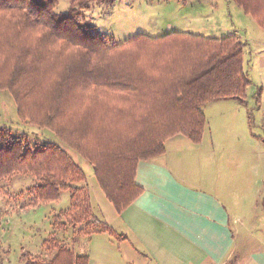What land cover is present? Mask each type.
<instances>
[{
	"label": "trees",
	"instance_id": "16d2710c",
	"mask_svg": "<svg viewBox=\"0 0 264 264\" xmlns=\"http://www.w3.org/2000/svg\"><path fill=\"white\" fill-rule=\"evenodd\" d=\"M68 1V12L58 14L59 0H0V90L11 93L22 120L50 129L94 167L120 215L143 192L136 183L140 161L163 154L178 134L201 143L205 105L246 99V44L232 34L177 30L118 43L79 19L83 10L115 0ZM233 1L264 30V0ZM15 173L38 181L31 206L71 193L54 228L71 223L78 235L115 233L94 213L85 172L59 145L34 148L0 129V182ZM59 243L45 241L56 249L48 262L29 256L25 264H89L88 255Z\"/></svg>",
	"mask_w": 264,
	"mask_h": 264
},
{
	"label": "crops",
	"instance_id": "0c3cea01",
	"mask_svg": "<svg viewBox=\"0 0 264 264\" xmlns=\"http://www.w3.org/2000/svg\"><path fill=\"white\" fill-rule=\"evenodd\" d=\"M247 25L229 32L245 41V62L247 56L264 68V30L257 23ZM247 70L248 90L252 86L255 91L250 95L247 90L239 103L250 118V110L264 108V87L251 64ZM165 146L160 156L139 162L136 183L143 192L120 215L108 217L102 202L91 201L115 233L79 236L86 238L76 245L89 256V264H264V197L256 213L260 178L255 169L261 168L253 164V151L251 164L242 166L241 151L209 147L205 133L199 144L178 134Z\"/></svg>",
	"mask_w": 264,
	"mask_h": 264
},
{
	"label": "rangeland",
	"instance_id": "374dc122",
	"mask_svg": "<svg viewBox=\"0 0 264 264\" xmlns=\"http://www.w3.org/2000/svg\"><path fill=\"white\" fill-rule=\"evenodd\" d=\"M69 7L68 0H59L56 13L66 14ZM79 19L90 24L92 32L118 43L140 34L159 36L175 30L221 38L231 35L229 30L235 27L244 30L248 22L257 26L233 0H115L111 5L99 4L83 10ZM250 64L257 78L262 75L261 87H264V68L259 62H249L246 56L245 67L249 69ZM254 91L251 86L248 93L252 95ZM250 100L254 106L256 100L253 97ZM261 102L264 103V93ZM17 108L11 93L0 90V129L9 131L14 138L29 142L34 148L38 144L51 143L67 151L85 172L91 201L102 202V211L108 217L115 216L112 205L98 186L94 167L50 129L22 120ZM202 109L207 119L204 133L209 147L213 144L218 148L241 151L243 155L238 158V164L242 166L251 164L253 151V164L261 168L255 169L256 178H260L255 190L260 185V191H263L258 194L255 191L259 202L255 212H260L262 209L259 205L264 197V108L259 113L250 110L254 111V117L250 115V118L247 109L238 100L212 102ZM37 183L33 175L24 173H15L0 182V264H25V258L29 256L39 257L46 263L54 257L56 249L52 245L48 248L45 241L53 239H59V245L74 249L77 254L84 253L76 243L86 238L79 237L81 235L76 234L71 223L65 229L54 228L53 225L54 217L70 206L71 193L62 191L57 201L39 202L31 206L29 204L35 200L32 191ZM93 210L96 215H101L97 204L95 207L93 205ZM62 220L69 222L66 217ZM113 240L117 242L116 238Z\"/></svg>",
	"mask_w": 264,
	"mask_h": 264
}]
</instances>
